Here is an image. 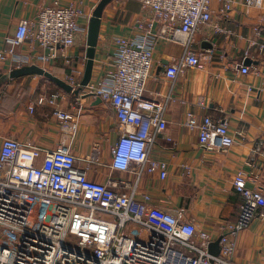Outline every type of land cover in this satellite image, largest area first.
Masks as SVG:
<instances>
[{"label": "built area", "instance_id": "built-area-1", "mask_svg": "<svg viewBox=\"0 0 264 264\" xmlns=\"http://www.w3.org/2000/svg\"><path fill=\"white\" fill-rule=\"evenodd\" d=\"M214 0H137L149 16L136 22L139 36L114 37L113 72L84 88L114 112L117 141L109 146L104 161L98 144L90 156L79 157L62 143L45 150L29 140L20 143L11 137L0 141V264H233L234 237L249 228L264 208V194L249 188L257 175L239 171L232 181L240 196L239 213L233 223L219 230L220 252L214 258L208 245L216 240L207 230L198 229L184 218L180 209L165 210L141 191L143 175L167 176V166L149 156L153 133L166 130V98H146V84L154 64L155 39L179 43L183 55L179 64L166 68L164 77L174 81L180 68L203 69L206 62L193 51V38L200 29L226 32L213 23ZM221 15L236 4L259 9L263 0H215ZM82 12L73 5L47 6L34 21L21 20L0 50V63L7 58L18 67L32 65L33 58L47 63L61 61L67 69L65 82L76 89L83 76L78 61L59 54L75 46L76 38L86 39L87 28L79 25ZM48 50V55L22 57L15 50L23 44ZM259 53L264 44H256ZM85 61L86 58L83 57ZM242 75L250 67L237 66ZM65 93L30 98L26 111L50 108L64 137L72 135L75 115L60 108ZM184 126L198 134L199 147L207 152H226L234 145L225 119L186 115ZM263 159L264 139L253 144L249 166ZM90 166L108 170L104 182L90 175ZM90 168V169H89ZM118 174V175H113ZM96 177L97 174H95ZM131 179H130V178ZM256 264H264V261Z\"/></svg>", "mask_w": 264, "mask_h": 264}, {"label": "crops", "instance_id": "crops-1", "mask_svg": "<svg viewBox=\"0 0 264 264\" xmlns=\"http://www.w3.org/2000/svg\"><path fill=\"white\" fill-rule=\"evenodd\" d=\"M99 1L0 0V50L6 39L13 36L21 20L34 21L44 7L73 5L82 12L79 22L87 28ZM219 8L221 6L217 4L211 8L212 20L226 33L217 34L211 27H205L193 38V51L206 62L203 69L180 68L175 80L168 81L164 77L166 68L179 64L183 48L177 42L159 38L153 43L154 64L144 96L170 99L164 113L166 130L153 133L149 156L166 164L167 176L160 180L157 174L146 175L140 182L141 191L149 194L155 205L165 210H182L185 219L194 222L198 229L212 232L215 239L219 230L233 223L239 213L241 198L232 188L237 172L253 170L257 180L248 182L247 186L264 194L263 159L254 162L257 166L254 169L248 164L254 142L264 139V50L259 53L258 46L253 44H264V0L259 9L250 10L236 4L221 15ZM147 16L149 14L143 12L137 0H112L105 7L95 49L92 82L114 70V37L139 36L136 22ZM75 43L73 48L58 53L76 58L83 71L86 39L77 37ZM203 43L210 44L211 48L202 47ZM15 53L31 58L48 55L49 51L26 43ZM247 58L253 64L247 66L250 73L242 75L237 66L243 65ZM32 62V65L65 81L67 69L61 61L44 63L33 58ZM15 68L17 65L7 58L0 63V75ZM46 83L38 76H28L9 82L0 90V132H3L0 141L1 137H11L20 143L29 140L45 150L64 143L79 157L90 156L92 147L98 144L101 159L107 161L109 146L118 138L111 107L103 102L93 106L95 99L92 97L76 98L64 94L59 106L72 112L76 120L72 135L64 137L50 108H37L33 114L26 111L30 98L60 91ZM86 94L84 89L80 96ZM188 113L194 114L198 120L207 115L225 119L234 137V145L226 152L202 150L197 132L184 126ZM90 168L92 178L105 181L106 168ZM259 213L248 229L234 237L233 264L264 261V208Z\"/></svg>", "mask_w": 264, "mask_h": 264}, {"label": "water", "instance_id": "water-1", "mask_svg": "<svg viewBox=\"0 0 264 264\" xmlns=\"http://www.w3.org/2000/svg\"><path fill=\"white\" fill-rule=\"evenodd\" d=\"M110 2H112V0H100L93 9L91 16L89 18L87 30H86V51H85L86 60H85L82 79L80 80L79 86L76 89H72V87L68 85L66 82L52 75L49 71L41 67H38L36 65L18 67L10 70L5 74L0 75V89L4 85L8 84L10 81L28 76H38L44 78L45 80L50 81L56 88H58L65 94L73 95L76 98L91 97L90 94L80 96V93L84 90V88L87 86V84L91 79L95 49L97 46V40H98L100 24H101V18L105 7ZM202 47L211 48V45L207 43H203ZM252 64L253 63L248 58L243 61L244 66H251ZM100 103L101 100L97 98L93 102V106L98 105ZM219 240L220 238H217L215 241L211 242L208 245V253L214 258L218 257L220 252ZM210 263L213 264V261L210 260Z\"/></svg>", "mask_w": 264, "mask_h": 264}, {"label": "rangeland", "instance_id": "rangeland-1", "mask_svg": "<svg viewBox=\"0 0 264 264\" xmlns=\"http://www.w3.org/2000/svg\"><path fill=\"white\" fill-rule=\"evenodd\" d=\"M213 5H216L215 0L211 2V8L213 7ZM79 25H81L80 22H79ZM81 26H82V25H81ZM40 78H41V77H40ZM41 80H43L44 82H47L46 84L49 83V85L51 86V88H52V86H54L50 81L45 80L44 78H41ZM64 82H65V81H64ZM53 88H54V87H53ZM72 96H73V95H72ZM1 133H3V132H0V134H1ZM144 176H146V175H143L142 178H144Z\"/></svg>", "mask_w": 264, "mask_h": 264}, {"label": "trees", "instance_id": "trees-1", "mask_svg": "<svg viewBox=\"0 0 264 264\" xmlns=\"http://www.w3.org/2000/svg\"><path fill=\"white\" fill-rule=\"evenodd\" d=\"M17 80H18V79H17ZM13 81H15V80H13ZM13 81H10V82H13ZM6 85H7V84H6ZM6 85H4V86H6ZM4 86H3V87H4ZM3 87H2V88H3ZM2 88H1V89H2ZM1 89H0V90H1Z\"/></svg>", "mask_w": 264, "mask_h": 264}]
</instances>
